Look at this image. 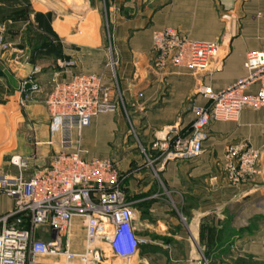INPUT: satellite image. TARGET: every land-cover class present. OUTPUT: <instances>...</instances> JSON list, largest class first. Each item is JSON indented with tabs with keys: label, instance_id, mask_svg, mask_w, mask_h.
<instances>
[{
	"label": "crops",
	"instance_id": "crops-1",
	"mask_svg": "<svg viewBox=\"0 0 264 264\" xmlns=\"http://www.w3.org/2000/svg\"><path fill=\"white\" fill-rule=\"evenodd\" d=\"M82 1L0 0V33L8 44L0 53V180L19 174L10 162L14 155L28 160L23 171L28 180L63 150L46 106L53 80L95 74L109 84L115 75L129 109L94 117L90 126L73 132L70 150L79 147L83 159L115 163L142 241L130 260L107 253L104 264H205L208 256L225 264L228 217L239 230L247 226L238 223L240 218L264 214V109L247 108L238 122L210 125L198 156L174 155L151 144L158 140L168 146L189 133L197 108L209 104L202 88L217 92L247 75V54L264 52V0H107L112 50L102 1L89 2L85 15L77 11ZM167 28L193 41L219 42L218 69L152 70L153 35ZM131 121L152 165L137 148ZM232 144L261 152V174L240 187L227 177L226 149ZM13 209V199L0 194V218ZM236 247L264 262V225L239 236Z\"/></svg>",
	"mask_w": 264,
	"mask_h": 264
},
{
	"label": "built area",
	"instance_id": "built-area-1",
	"mask_svg": "<svg viewBox=\"0 0 264 264\" xmlns=\"http://www.w3.org/2000/svg\"><path fill=\"white\" fill-rule=\"evenodd\" d=\"M7 48L0 33V53ZM219 48L217 41H193L172 28L153 35V60L161 70L173 66L194 73L214 72L218 69ZM110 65L114 69L116 63L111 60ZM244 66L247 75L225 89L216 92L202 88L208 106L197 108V119L187 135L177 136L163 147L174 155L198 156L210 125L238 122L247 108L264 109V52H249ZM251 88L256 90L252 92ZM46 106L52 130L61 134L63 150L28 180L23 177L28 160L19 155L11 157L19 174L0 180V194L14 201L11 214L0 218V264H104L107 253L130 260L141 240L122 189V175L111 160L83 159L79 147L70 151L74 131L90 126L96 116L125 108L116 76L109 84L95 74L53 80ZM262 134L264 137V122ZM143 153L152 165V158ZM226 153L236 182L256 172L259 150L249 145L231 146ZM10 219L15 224L12 227ZM76 220H80L78 225ZM80 229L84 234L82 245ZM38 258L41 263H37Z\"/></svg>",
	"mask_w": 264,
	"mask_h": 264
},
{
	"label": "rangeland",
	"instance_id": "rangeland-1",
	"mask_svg": "<svg viewBox=\"0 0 264 264\" xmlns=\"http://www.w3.org/2000/svg\"><path fill=\"white\" fill-rule=\"evenodd\" d=\"M55 1L56 3L57 0H53ZM92 0H83L81 3H80V6L82 7L81 10H78L77 11H82L83 15H85L88 10H89V2H91ZM99 1H102L101 2V9H102V15H103V19H104V29H105V33L108 37V40H109V43L110 45L108 46L111 50L113 49L111 47V42L112 41V38H111V32H112V29H111V26H110V23H109V6H108V3H107V0L104 1V0H99ZM94 5V2L92 1V6ZM74 11V8L72 9H65V12H66V15L70 14V13H73ZM112 54V52H111ZM115 62V61H114ZM152 70L158 72V73H164L166 70H161L159 68L156 67L155 65V62L153 60L152 64ZM112 67V66H111ZM129 109V106L126 104L125 108H124V111H127ZM132 120V119H131ZM131 131H132V134L133 136H135L137 142H138V145H137V148L138 150H142L145 151L146 153H148L146 147L144 145H141L139 144V141L136 137L137 133H136V128L134 127L133 125V121H131V127H130ZM139 137V136H138ZM246 145V144H244ZM244 145H241V144H232V145H229L226 149V152L228 150V148H230L231 146H244ZM161 146H164L162 144V142L158 141V140H155L152 144H151V148L152 149H159ZM227 154V153H226ZM226 162H227V177H228V181L230 183L231 186L233 187H240L241 185H243V183H246V182H252L254 180V178L256 176H259L261 174V171H260V168L257 166V169H256V172L253 173L252 175H247L244 176V178H242L239 182H236L234 180V177L232 176V172H231V167H230V162L226 159ZM239 224L240 223H243V224H247V226L239 229V230H236L234 229V227L232 225H234L236 223L235 221V218L233 216H229L228 217V220H227V246H226V249H225V256H226V263L225 264H264V262H261V261H254L251 254H249L248 252L246 251H243L242 248H239V247H236V239L239 237V236H242V235H250L251 233H253L254 231H257L260 226H263L264 225V214L261 216H255V217H247V216H244L243 218H240L238 220ZM83 233V229H80V231H78V236L82 235ZM142 243V241H141ZM215 254V252H213ZM217 255V254H216ZM222 257V255H221ZM218 257H213V259L211 258V256H208L206 257V261L205 264H218L217 262H215L214 260L218 259ZM213 260V261H212ZM212 261V262H210ZM217 261V260H216ZM215 262V263H214ZM221 264H222V261H221Z\"/></svg>",
	"mask_w": 264,
	"mask_h": 264
},
{
	"label": "water",
	"instance_id": "water-1",
	"mask_svg": "<svg viewBox=\"0 0 264 264\" xmlns=\"http://www.w3.org/2000/svg\"><path fill=\"white\" fill-rule=\"evenodd\" d=\"M25 88L26 89L31 88V84L27 83ZM41 260H42L41 258H38V262L37 263H41Z\"/></svg>",
	"mask_w": 264,
	"mask_h": 264
}]
</instances>
